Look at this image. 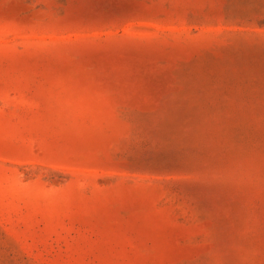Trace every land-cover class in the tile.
<instances>
[{
    "label": "rangeland",
    "instance_id": "1",
    "mask_svg": "<svg viewBox=\"0 0 264 264\" xmlns=\"http://www.w3.org/2000/svg\"><path fill=\"white\" fill-rule=\"evenodd\" d=\"M0 264H264V0H0Z\"/></svg>",
    "mask_w": 264,
    "mask_h": 264
}]
</instances>
